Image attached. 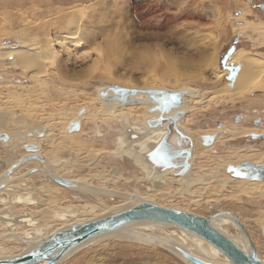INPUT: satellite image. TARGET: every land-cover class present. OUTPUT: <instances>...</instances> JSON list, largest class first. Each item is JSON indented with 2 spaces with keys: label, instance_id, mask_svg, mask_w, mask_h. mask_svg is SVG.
<instances>
[{
  "label": "bare ground",
  "instance_id": "6f19581e",
  "mask_svg": "<svg viewBox=\"0 0 264 264\" xmlns=\"http://www.w3.org/2000/svg\"><path fill=\"white\" fill-rule=\"evenodd\" d=\"M24 1L30 2L29 4H32L30 9L32 8L33 12L36 11L39 4L35 6L34 0ZM139 1L138 6L136 4L137 13L135 11L134 14L138 15L141 26L147 31L157 28L158 24H163V28L164 25L165 27L170 26L175 20L185 16L199 19V15L193 11L199 4V0H188L186 9H181V11L178 9L171 10L172 7L166 5L167 3L164 4L163 0ZM200 3L202 4V2ZM44 6L46 7L45 10L38 11L39 14L32 17L33 19L21 18L18 15L20 20L17 21V24L20 29L14 33L13 38L17 48L4 50L0 47V59L10 58V63L21 69L22 74L33 84H36L35 81L39 82L36 80L39 75L46 73L45 62L53 59L57 55L58 49L65 53H71L72 50L79 52V49L82 53V51L87 50V35L91 32L88 28L92 25L91 20L86 21V23L82 22L81 16L80 20L76 19L78 15L75 16V14L78 8L75 5L71 6L70 9L61 10L48 8V6L51 7L49 3ZM31 14L33 13L31 12ZM46 17L49 19L43 21ZM34 20L42 21L36 23ZM149 28L150 30H148ZM36 30L41 31L42 38L40 40H36L38 37ZM49 31L56 34L54 39H49ZM237 32L240 35L245 34L252 40L264 37V30L249 28L247 24L239 26ZM262 43L264 45V40ZM233 65H237L238 69L229 87L227 88V83H225L224 86L211 91L206 89L209 86L210 88L217 87V82L221 76L230 72L228 69L223 72L214 69V81L206 83L204 89L198 91L185 87L168 89L165 85L159 84L158 82L162 83L163 80L160 81L156 77L146 79L143 87L140 88L119 85L123 88L138 90L186 91L182 99V107L179 110L183 112V116L177 122L179 130L188 136L191 142L190 168L183 176L174 175L172 169L159 170V166L150 160L151 152L166 133V130L161 127H148V122L155 119L157 114L149 112L151 103L146 101L145 95L138 94L136 96V99L140 101L138 103L128 105L117 102L106 103L104 98L111 95L108 88L114 85L98 86L96 97L94 95L85 100L79 99L80 106L75 107L69 114L61 112L55 115L53 119L50 117L48 119L34 118L33 120H30L31 110L29 112L25 109L15 115L16 113L11 110V107H6L0 102V136L6 137V140L0 141H2L5 151H10L8 148L14 144V141L15 144L17 143L23 148L26 146L37 147L34 152L26 151L20 147L26 153H20V148H17V153H15V148L11 149L15 153L14 156H16L17 161H9L11 163L8 167L0 168V259L13 257L9 255V252L12 254L14 249L21 248L19 254L28 251L37 241L71 225L101 219L127 209L137 203L134 197H139L159 206L162 205V207L186 212L188 211L186 208H180L171 202L175 199H182L185 204L186 201L189 202L187 205L191 203L192 205H199L200 200H209L214 204L215 213L223 211L219 205V201L222 199L232 201L237 196H245L264 201V178L261 180L235 178L227 171L228 166L237 167L242 163L264 166V139L260 138V141L249 145H234V147L229 145L224 148L220 146L229 143V141H237L242 137L250 138L251 135H262L264 134V127L242 128L235 123L234 126H222L219 131L217 129L195 131V129H189L183 122L186 119L185 114L197 107L202 109L206 107L205 109H207V107L214 106L220 101L237 99V97L253 90L264 89L263 55L249 54L242 49H236L226 62L227 67ZM200 90L207 92V96L203 99L200 98ZM247 104L250 107L252 102ZM17 116L25 119V121L23 120L24 124L18 125L20 119H15ZM94 117L97 120L108 121L107 124L110 122L120 123V131L113 140L117 152H109L107 149L98 147H96L97 149L81 150L71 145L72 140L69 137L81 133L82 123ZM11 120H13V125H11ZM25 122L27 126H25ZM76 122L79 124L78 130H69L70 125ZM95 135L93 136L95 137ZM93 136L91 139L95 140L96 137ZM207 136L212 137V141L208 145H204L202 139ZM97 139L104 140L103 134H98ZM61 153L67 155L66 160L61 159ZM29 155H34L39 159L28 160ZM111 155H115V159H126L134 167H137L142 174L140 177L133 176L127 168H124L132 178V180L128 178L130 181L140 184L146 183V191L142 192L137 188H133L131 191L114 188V184L118 182V178H122V175L120 176L118 165L108 163L107 158L112 157ZM83 162L90 164L85 167L89 178L82 174H76L81 170V163ZM14 163L18 164L12 168ZM133 174L135 175V173ZM50 175H56L67 180L73 186L66 188L57 185L52 181ZM62 189L73 193L75 200L80 201L81 196L84 199L81 198L82 202L79 205L68 202L65 206H58L56 203L59 200L54 198V194ZM105 198L116 201V204H107L105 207L103 201ZM162 201L165 202L162 203ZM226 206L238 213L241 211L231 203L226 204ZM255 213L258 215L257 224L261 226L262 233H264V211L258 210ZM235 215L239 218L237 214ZM210 225L238 247L245 249L246 238L229 216L212 217ZM246 230L248 229L246 228ZM248 234L257 249L259 258L264 263V256L258 252L257 238L254 240L249 231ZM109 236L162 247L185 264L192 263L183 259L176 248L211 264H232L222 253L200 237L169 224L148 221L133 222L118 231L91 239L88 243ZM76 250L78 249L65 255L56 264H59ZM36 264H43V262Z\"/></svg>",
  "mask_w": 264,
  "mask_h": 264
},
{
  "label": "rangeland",
  "instance_id": "374dc122",
  "mask_svg": "<svg viewBox=\"0 0 264 264\" xmlns=\"http://www.w3.org/2000/svg\"><path fill=\"white\" fill-rule=\"evenodd\" d=\"M187 1L163 0V3L171 6V10L181 11V9H186ZM139 2V0H34V5H39L36 7L37 12H33L32 8L30 9L32 4H29L28 1L0 0V47L4 50L17 48L13 38L14 33L20 29L17 24V21L20 20L18 17L33 19L32 17L39 14L38 11L45 10L44 5L48 3L51 5L48 8L60 10L70 9L75 5L78 8L75 14V16L78 15L76 19L80 20L81 16L82 22L86 23L89 20L92 22V27L88 28L91 32L87 35L88 37L86 36L88 38V40L86 38L88 41L87 50L82 53H80V49L79 52L72 50L71 53H65L58 49L57 55L51 59L52 61L45 62L46 73L38 76L36 80L39 82L35 81L36 84L27 79L21 69L13 66L10 63V58L0 59V102L6 107H11V110L16 113L15 115L25 109L29 112L32 111L30 120L50 117L53 119L61 112L69 114L75 107L80 106L79 99L85 100L94 95L96 97L97 89L102 86L127 85L140 88L143 87L146 79L156 77L160 81L163 80L162 83H158L165 85L168 89L185 87L198 91L204 89L206 83L214 81V69L219 72L224 71L221 59L230 48H234V51L242 49L249 54L264 56L262 43L264 37L252 40L245 34L240 35L237 32V28L243 24H247L249 28L264 30V0H199L200 7L197 5L193 10L199 15V19L185 16L175 20L170 26H166L167 28L165 25L163 28V24H158L157 28L151 29V31L142 27L138 15L134 14L135 11L137 13ZM45 19H49V17L44 18L43 21ZM34 21L39 23L42 20ZM143 29L145 30L143 31ZM35 32L38 36L36 40H40L42 38L41 31L36 30ZM55 35L53 31H49V39H54ZM236 67L238 66L236 65ZM227 75L229 72L221 76L217 87L210 88L209 86L206 90L220 88L225 83L228 88L231 81L226 80ZM199 94L201 99L207 96V92L203 90H200ZM248 102H252L250 107H248ZM197 108L185 114L186 119L183 121L185 126L195 129V131L213 129L219 131L222 126H234L235 123L242 128L264 127V89L253 90L237 97V99L220 101L207 109H205L206 107ZM17 118L18 116L15 119ZM18 120L19 123L21 122L18 125L24 124L25 119L18 118ZM99 120L94 117L84 121L81 125L82 132L69 137L72 140L71 145L81 150L97 149L96 147H98L107 149L109 152L116 151L113 140L120 131V123L110 122L107 124L108 121ZM11 125H13V120H11ZM98 134H103L104 140L97 139ZM93 135L96 137L95 140L91 139ZM258 141L260 139L255 141L249 137H242L237 141H229V143L220 146L224 148L233 145L234 147V145H249ZM40 143L42 144V142ZM20 147L22 146L15 144L14 141V144L8 148L10 151L6 152L2 141H0L1 169L8 167L11 162L17 161L14 154ZM13 148L16 149L15 153L11 150ZM20 150V153H26L21 148ZM111 156L107 158L108 163L118 165L120 176L122 175L123 179L128 180L125 182L122 178H118L114 188L127 191L137 188L142 192L146 191V183L130 181L132 178L125 171L127 168L130 174L140 177L142 174L137 167H134L126 159L119 160L115 159V155ZM60 157L62 160L67 159L65 153H61ZM9 161L11 162L9 163ZM83 163H81V170L75 173L89 178L85 167L90 164L84 163L83 166ZM43 198L46 199V197ZM54 198L59 200L56 203L58 206H65L68 202L79 205L83 197H80V201L75 200L73 193L62 189L54 194ZM103 201L105 207L107 204H116V201L108 198ZM171 203L202 217L211 216L216 211L213 202H209V200H200L199 205H192V203L187 205L189 202L186 201L185 204L182 199H175ZM228 203L233 204L236 209L239 208L241 211L238 213L236 210L230 209L226 206ZM219 205L222 207L221 210L238 215V219L244 223L246 226L244 227L252 234V238L254 240L257 238L258 252L264 256V233H262L261 226L257 224L258 215L255 213L258 210L264 211V201L237 196L232 201L222 199L219 201ZM101 206L104 207L102 204ZM19 249H14L12 254L9 252V255L19 254ZM59 264L185 263L162 247L109 236L102 237L76 250Z\"/></svg>",
  "mask_w": 264,
  "mask_h": 264
},
{
  "label": "water",
  "instance_id": "95a60500",
  "mask_svg": "<svg viewBox=\"0 0 264 264\" xmlns=\"http://www.w3.org/2000/svg\"><path fill=\"white\" fill-rule=\"evenodd\" d=\"M233 52L234 48H230L221 59L223 70L228 69L230 71L229 75L226 76V80L228 81L233 80L238 69L236 66H226L227 59ZM233 68H235V72L232 71ZM108 91L111 95L104 98L106 103L117 102L118 104L128 105L130 103L140 102L136 99L138 94L146 96V101L151 103L149 112L157 114L155 119L148 122V127H161L166 130V133L151 152L150 160L159 166V170L166 171L172 169L176 176L185 175L190 168L191 142L189 137L179 130L177 122L183 116V112L179 110L182 107V99L186 91H171L165 89L138 90L120 86H111L108 88ZM173 97H175V101H173ZM174 111L176 112L173 113ZM78 128L79 124L76 122L70 125L69 130L75 131ZM250 138L252 140L264 139V134L251 135ZM0 140H6V137L1 135ZM202 140L204 145H208L212 141V137L207 136ZM24 149L34 152L37 150V147L26 146ZM27 159L33 160L39 158L34 155H29ZM17 164L14 163L12 168H15ZM227 171L235 178L256 180L264 178V166L261 165L254 166L248 163H242L237 167L228 166ZM236 172H240L241 175H237ZM50 177L55 184L62 187L67 188L73 186L69 181L56 175H50ZM134 199L137 203L127 209L101 219L74 224L60 231H56L48 237L34 243L30 250L10 258L0 259V264H36L40 262H43V264H56L73 250L90 244L88 242L91 239L118 231L128 224L139 221L169 224L177 229L194 234L217 249L232 264H264L258 256L248 231L242 222L231 212L221 211L208 217H202L190 212L149 203L139 197H134ZM218 216H229L234 221L246 238L247 243L244 250L210 225V219ZM176 251L183 259L192 264H211L182 249L176 248Z\"/></svg>",
  "mask_w": 264,
  "mask_h": 264
},
{
  "label": "snow or ice",
  "instance_id": "6c2138e0",
  "mask_svg": "<svg viewBox=\"0 0 264 264\" xmlns=\"http://www.w3.org/2000/svg\"><path fill=\"white\" fill-rule=\"evenodd\" d=\"M232 71L235 72V68H233ZM172 99H173V101H175V97H173ZM234 171H235V170H234ZM236 174H237V175H241L240 172H236Z\"/></svg>",
  "mask_w": 264,
  "mask_h": 264
},
{
  "label": "flooded vegetation",
  "instance_id": "af4514ba",
  "mask_svg": "<svg viewBox=\"0 0 264 264\" xmlns=\"http://www.w3.org/2000/svg\"><path fill=\"white\" fill-rule=\"evenodd\" d=\"M256 141V140H255Z\"/></svg>",
  "mask_w": 264,
  "mask_h": 264
}]
</instances>
